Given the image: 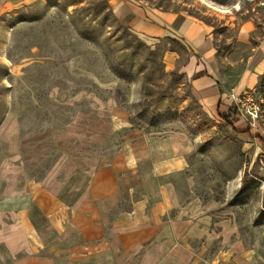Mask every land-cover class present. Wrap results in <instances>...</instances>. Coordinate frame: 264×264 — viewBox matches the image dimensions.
<instances>
[{
  "label": "rangeland",
  "instance_id": "374dc122",
  "mask_svg": "<svg viewBox=\"0 0 264 264\" xmlns=\"http://www.w3.org/2000/svg\"><path fill=\"white\" fill-rule=\"evenodd\" d=\"M135 2L176 13V26L202 21L212 50L195 52L177 35L138 34L132 15L119 20L107 0H0V193L60 179L67 156L180 131L194 143L184 197L227 211L248 244L264 245V72L249 81L264 63V0ZM194 57L218 84L217 109L192 95L185 68ZM244 92L258 118L237 111L228 119L234 133L222 116L234 105L228 95ZM72 124L100 134V145L66 146Z\"/></svg>",
  "mask_w": 264,
  "mask_h": 264
},
{
  "label": "crops",
  "instance_id": "0c3cea01",
  "mask_svg": "<svg viewBox=\"0 0 264 264\" xmlns=\"http://www.w3.org/2000/svg\"><path fill=\"white\" fill-rule=\"evenodd\" d=\"M107 1L119 20L132 15L129 25L138 34L177 35L195 52L212 50L210 29L198 19L185 17L176 26V13L148 11L135 0ZM195 59L185 68L192 95L206 110L217 109L218 84ZM257 67L253 84L264 63ZM68 131L66 146L100 145V134L76 133L73 124ZM193 150L180 131L143 135L109 154L67 156L60 179L6 189L0 264H264V245L248 244L227 211L184 197Z\"/></svg>",
  "mask_w": 264,
  "mask_h": 264
},
{
  "label": "built area",
  "instance_id": "2783aa9c",
  "mask_svg": "<svg viewBox=\"0 0 264 264\" xmlns=\"http://www.w3.org/2000/svg\"><path fill=\"white\" fill-rule=\"evenodd\" d=\"M228 98L232 101L235 109L243 115H247L251 121L258 118V108L254 102L251 93L244 92L242 94L230 93Z\"/></svg>",
  "mask_w": 264,
  "mask_h": 264
},
{
  "label": "trees",
  "instance_id": "16d2710c",
  "mask_svg": "<svg viewBox=\"0 0 264 264\" xmlns=\"http://www.w3.org/2000/svg\"><path fill=\"white\" fill-rule=\"evenodd\" d=\"M237 113V110L235 109V107H229L227 112L222 116V118L224 119V121H227L228 125L231 126V123L228 121V119L230 117H233L235 114ZM231 129L234 133H237L239 132L238 130L234 129L232 126H231Z\"/></svg>",
  "mask_w": 264,
  "mask_h": 264
}]
</instances>
